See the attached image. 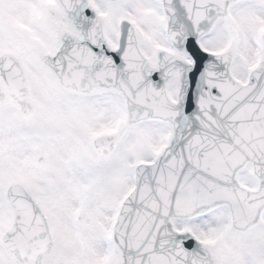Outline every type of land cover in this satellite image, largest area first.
Segmentation results:
<instances>
[{
  "label": "snow or ice",
  "instance_id": "obj_1",
  "mask_svg": "<svg viewBox=\"0 0 264 264\" xmlns=\"http://www.w3.org/2000/svg\"><path fill=\"white\" fill-rule=\"evenodd\" d=\"M0 264H264V0H0Z\"/></svg>",
  "mask_w": 264,
  "mask_h": 264
}]
</instances>
